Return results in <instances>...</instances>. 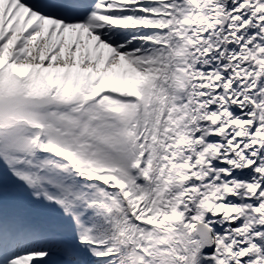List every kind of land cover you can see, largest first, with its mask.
Wrapping results in <instances>:
<instances>
[{
	"label": "snow or ice",
	"instance_id": "6c2138e0",
	"mask_svg": "<svg viewBox=\"0 0 264 264\" xmlns=\"http://www.w3.org/2000/svg\"><path fill=\"white\" fill-rule=\"evenodd\" d=\"M0 264H264V0H0Z\"/></svg>",
	"mask_w": 264,
	"mask_h": 264
},
{
	"label": "rangeland",
	"instance_id": "374dc122",
	"mask_svg": "<svg viewBox=\"0 0 264 264\" xmlns=\"http://www.w3.org/2000/svg\"><path fill=\"white\" fill-rule=\"evenodd\" d=\"M3 167V165L2 164H0V168H2Z\"/></svg>",
	"mask_w": 264,
	"mask_h": 264
}]
</instances>
